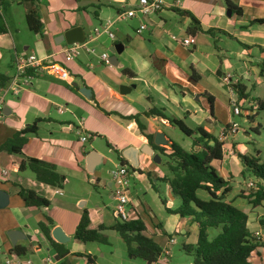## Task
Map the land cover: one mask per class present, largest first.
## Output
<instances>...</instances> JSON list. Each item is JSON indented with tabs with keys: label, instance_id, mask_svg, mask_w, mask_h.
I'll list each match as a JSON object with an SVG mask.
<instances>
[{
	"label": "crops",
	"instance_id": "obj_1",
	"mask_svg": "<svg viewBox=\"0 0 264 264\" xmlns=\"http://www.w3.org/2000/svg\"><path fill=\"white\" fill-rule=\"evenodd\" d=\"M230 1L239 14L232 11L228 15L226 0H164L161 12L129 20L120 15L138 0H38L44 29L34 33L28 28L26 13L20 17L12 14L16 6L26 8L22 0H0V87L1 80L8 84L15 75L16 57L31 54L64 65L72 77L69 83L38 72L33 85L20 96L5 99V118L0 120V264L18 256L13 252L17 246L29 247L19 257L32 264L48 260L88 264L87 256L95 264H148L131 259L126 243L112 229L122 219L116 214L112 177L108 178L103 166L113 163L114 158L115 168L128 166L131 182L136 180L146 192L148 201L136 202L129 191L128 215L130 220L141 218L146 234L162 248L163 255L155 264L193 263L187 249L196 246L198 227L190 219L166 212L162 199L171 209L181 201L163 181L170 176L168 159L153 148L156 136L163 134L167 144L161 147L170 149L174 140L167 130L174 126L161 117L141 116L145 134L154 136L152 145L131 118L153 108L162 109L189 128L192 122L195 128L203 127L220 139L231 122L228 119L220 127V108L230 113L235 101L264 100L252 95L256 86L264 84V23L254 22L264 20V0ZM6 6L10 9L5 13ZM109 22L115 39L102 34L89 43L94 53L83 51L75 60L67 58L64 50L68 41L82 36L87 39ZM141 23L147 25V30L138 34ZM190 36L196 43L184 45ZM105 53L109 64L102 59ZM125 69L135 77L124 75ZM225 77L230 78L233 90L224 83ZM252 79L256 82L249 88L245 82ZM238 84L246 87L247 99H240L234 90ZM122 86L133 88L124 95L120 92ZM83 89L90 90L88 97L81 94ZM35 123L37 131L25 135L27 143L22 153L1 150L15 134ZM83 137L88 138L87 143L81 141ZM227 140L228 136L225 147L233 154L226 150L223 160L214 161L212 166L232 187L226 200L247 214L250 234L261 232L260 240L264 242V201L253 206L255 191L248 186L253 181L233 186L236 175L244 169L239 154L245 155L240 152L245 147L239 145L240 151H236ZM28 159L53 166L64 177L63 184L41 183L31 169L22 170V162ZM20 188L37 192L50 205L27 207L19 196ZM197 196L204 201L210 199L204 190L197 191ZM84 212L88 213L90 227L99 229L106 242L75 239ZM40 224L49 228L50 239ZM57 229L62 242L54 236ZM219 232L210 229L208 234L212 239ZM51 240L68 254L58 258ZM250 262L264 264V246Z\"/></svg>",
	"mask_w": 264,
	"mask_h": 264
},
{
	"label": "trees",
	"instance_id": "obj_2",
	"mask_svg": "<svg viewBox=\"0 0 264 264\" xmlns=\"http://www.w3.org/2000/svg\"><path fill=\"white\" fill-rule=\"evenodd\" d=\"M22 1L26 4L28 28L34 33H42L44 27L37 7L38 0ZM226 5L228 10L239 14L240 10L230 0H226ZM2 17L0 12V20ZM254 22L264 23V20H255ZM122 73L130 78L135 77L126 69ZM193 80H196L195 77ZM6 83L7 80H1V86H5ZM234 90L240 99L248 98L245 86L238 84ZM208 100L211 104V97ZM254 101L257 110L264 111V100L255 99ZM210 112L213 114L212 106H210ZM141 116L161 117L168 120L172 126L180 129L192 139V150L187 152L175 142L170 144V149L153 145L154 136L145 134L146 127L140 121ZM131 119L138 124L140 131L153 145L154 150L168 159L167 168L170 176L163 178V181L170 185L173 195L178 197L181 202L177 208L171 209L167 201L162 199L166 212L190 219L198 227L197 244L195 247L187 249L193 256V264H251L252 256L258 253V248L264 246V242L250 234L247 214L226 200L232 187L229 181L224 179L212 166L214 161L223 160L225 143L203 127L192 129L183 121L168 117L162 109L153 108L142 115H135ZM250 119L253 120V118ZM36 131L37 123L26 127L9 139L1 150L10 154L22 153L27 143L25 135ZM255 131L259 132V126L255 128ZM257 153L259 154V152ZM239 158L244 167L241 172L242 176L251 175L257 181V190L253 195L252 204L254 207L259 206L264 201V163H260L258 157L239 154ZM20 168L22 170L31 169L37 180L47 185L61 186L64 182V177L58 175L53 166L39 160L28 159L26 162H22ZM199 190L206 191L210 199L208 201L200 199L197 196ZM19 196L30 208H42L50 205L49 200L33 190L20 188ZM90 224L88 213L84 212L76 229L75 239L83 243L106 242L104 236L100 234V230L92 229ZM40 228L50 239L49 228L45 224H40ZM112 229L117 231L126 243L131 259H142L148 264H155L163 255V250L158 243L146 234L147 227L141 218L122 220L117 222ZM210 229H218L220 232L211 239L208 234ZM51 242L57 249L58 258L68 254L67 250H61V245L52 240ZM28 251L29 247L17 246L13 249V252L18 256ZM87 262L95 264V260L90 256H87Z\"/></svg>",
	"mask_w": 264,
	"mask_h": 264
},
{
	"label": "built area",
	"instance_id": "obj_3",
	"mask_svg": "<svg viewBox=\"0 0 264 264\" xmlns=\"http://www.w3.org/2000/svg\"><path fill=\"white\" fill-rule=\"evenodd\" d=\"M165 7L164 0H138L137 4L130 8L128 11L120 15L124 19H133L136 16H141L143 18H149L153 14L161 12ZM111 23L109 22L107 26L102 29L95 30L91 35L85 39L83 43H75L68 45L64 53L66 54L69 60H75L83 51L88 53H94V50L90 47L89 43L96 40L100 35L107 34L111 39H115V35L110 32ZM147 30V25L141 23L139 29L137 30L138 34L143 33ZM184 45H193L196 43L194 37H188L183 41ZM102 59L109 64L110 58L107 53L102 55ZM16 73L10 80L8 84L0 87V120L5 118L4 108H5V99L8 96H20L28 87L32 86L35 80V75L38 72L46 73L47 75L55 78L56 80L69 82L71 83L72 77L69 70L62 64L57 62H49L47 58H41L35 54L28 56L16 57L15 62ZM224 83L233 90L231 80L229 77L224 78ZM237 101L231 104V109L234 115L240 116L241 112L236 105ZM62 112V111H61ZM230 134H237L239 131V125L233 121L229 123ZM227 128V129H228ZM226 129V130H227ZM225 133L222 134L220 140L225 141ZM83 143L88 142L87 137L81 139ZM225 143V142H224ZM226 147L224 145V152H226ZM228 153L233 154L230 150ZM112 182L114 184V198L117 200L116 205V214L122 219H129L127 207L130 203L129 200V189L131 183V169L126 165H121L115 171L111 173ZM249 188L256 191L257 186L254 182L248 184ZM60 194L62 192H59ZM256 239H260V233L255 232L253 235ZM173 242V241H172ZM168 254V252H166ZM2 264H32L31 261H25L19 256H12L7 258ZM45 264H56L51 260L45 262Z\"/></svg>",
	"mask_w": 264,
	"mask_h": 264
},
{
	"label": "rangeland",
	"instance_id": "obj_4",
	"mask_svg": "<svg viewBox=\"0 0 264 264\" xmlns=\"http://www.w3.org/2000/svg\"><path fill=\"white\" fill-rule=\"evenodd\" d=\"M10 7L4 8V12L6 13V10H9ZM26 13V8L23 6L21 8L19 7H14L13 8V15L14 17H20L22 14ZM1 24V23H0ZM255 80L252 79L250 82L246 81L245 84L251 87L252 84H255ZM253 96H259L264 99V84L260 86H256L254 91L252 92ZM238 106L241 115L236 116L233 114L231 107L229 108L230 113H228L227 108H220L219 111V119L221 120L220 127L225 126L228 123V119L237 123L239 125V131L237 134H230V128L225 130V135L228 136V140L226 141L231 149L232 147H235L236 151H240L238 146L242 145L245 147L244 151H240L241 153H245V155L250 156V157H258L260 159V163H264V111H258L256 107V103H236ZM227 106V105H226ZM228 107V106H227ZM229 116V117H228ZM253 118L251 120L250 118ZM188 125L192 128L195 129V125L190 122ZM259 126V132L257 133L255 131V128ZM220 127L218 129H220ZM219 130H217V134H219ZM168 135L174 140L176 144L181 146L185 151L190 152V146L192 144V139L187 137L183 132L180 131V129L174 127V129L167 130ZM246 133L249 134V137H246ZM227 149V147H226ZM228 150V149H227ZM237 152V153H240ZM259 152V154L257 153ZM117 160L114 158L113 163H107L104 165V169L107 172L108 178H110L111 173L115 171L117 168L116 167ZM164 170V168L162 167ZM112 177V176H111ZM252 180H249V179ZM246 183L247 181H253L254 184H257V181L251 176L247 175V177H243L242 174L236 175V182L233 183V186L235 188L238 187V183L242 182ZM130 198L133 201L139 202V201H148V198L146 196V192L144 189H142V186L140 183H138L136 180H132L130 183ZM115 203V202H114ZM128 210V207H127ZM260 236L262 235L261 232ZM255 234V233H254ZM253 234V235H254ZM262 237V236H261ZM178 242H182L181 239H178ZM179 249V246H177V250ZM189 260V258H188ZM256 262V261H255ZM159 264H164L162 261ZM175 264V263H173ZM177 264V262H176ZM183 264H193L191 261H186Z\"/></svg>",
	"mask_w": 264,
	"mask_h": 264
},
{
	"label": "water",
	"instance_id": "obj_5",
	"mask_svg": "<svg viewBox=\"0 0 264 264\" xmlns=\"http://www.w3.org/2000/svg\"><path fill=\"white\" fill-rule=\"evenodd\" d=\"M228 15H229V16L232 15V11H231V10H228ZM84 41H85V37L82 36L81 38L74 39V40H72V41H68V44H69V45H72V44H75V43H83ZM132 88H133V87H125V86H122V87L120 88V92H121V94H124V95H125V94H127L126 90H131ZM87 92H88V93H91L89 89H83V90H81V94H83V95L86 96V97H88ZM155 144H156L157 146H161V145H166V144H167V142H166V140H165L163 134H158V135L156 136V138H155ZM58 232H60L59 229H57V231L54 232V236H55V238H56L58 241L62 242V240H60L59 237H58V235H57Z\"/></svg>",
	"mask_w": 264,
	"mask_h": 264
}]
</instances>
